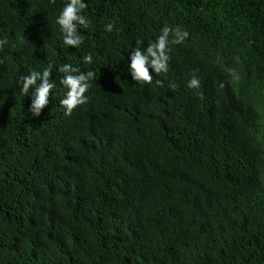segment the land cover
<instances>
[{
	"label": "trees",
	"instance_id": "trees-1",
	"mask_svg": "<svg viewBox=\"0 0 264 264\" xmlns=\"http://www.w3.org/2000/svg\"><path fill=\"white\" fill-rule=\"evenodd\" d=\"M67 2L0 0V264H264V0H84L79 48ZM165 25L189 35L136 83ZM49 64L34 117L21 78ZM63 64L95 72L70 116Z\"/></svg>",
	"mask_w": 264,
	"mask_h": 264
},
{
	"label": "clouds",
	"instance_id": "clouds-1",
	"mask_svg": "<svg viewBox=\"0 0 264 264\" xmlns=\"http://www.w3.org/2000/svg\"><path fill=\"white\" fill-rule=\"evenodd\" d=\"M52 2L54 3L55 0H52ZM87 6L84 0H68L57 16L55 23L59 25L64 45L79 48L83 43V37L79 29H87L89 27L90 21L83 14V10ZM114 27L113 24H107L105 31L112 32ZM188 35V32L181 30L179 26L170 27L165 25L156 40L149 41L146 47L143 46L144 42L142 40H137L136 46L130 51L129 57V72L132 79L142 85L151 84L153 75L150 72V68L157 75L167 73L169 70V53L172 51L170 45L183 43ZM6 43V39H0V48ZM92 62V55L89 54L83 57L85 65ZM52 67V64H49L42 73L33 70L21 78L22 94L28 96L31 90L32 101L29 112L34 117H39L44 108L49 104V97L55 86L51 80ZM59 72L63 73L60 83L66 89L64 97L60 100V104L66 109L65 115L70 116L74 109L89 102L90 98L86 93L91 86L90 81L95 78V72L81 71L80 68L74 67L72 64H63L59 68ZM157 83L162 86V81L158 80ZM200 83L199 78L193 72L191 79L187 83V87L195 89L200 86ZM169 88L174 90L176 85L171 83L169 84Z\"/></svg>",
	"mask_w": 264,
	"mask_h": 264
}]
</instances>
